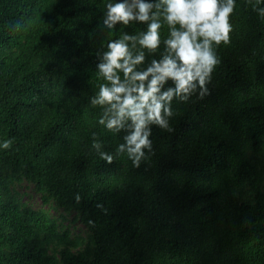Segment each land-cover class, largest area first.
<instances>
[{
  "label": "trees",
  "instance_id": "16d2710c",
  "mask_svg": "<svg viewBox=\"0 0 264 264\" xmlns=\"http://www.w3.org/2000/svg\"><path fill=\"white\" fill-rule=\"evenodd\" d=\"M110 2L125 0H0V264H264L257 0H235L230 43L215 49L220 63L207 94L198 88L188 101H172V131L149 126L152 150L138 168L127 154L108 164L92 147L95 134L115 156L128 134L127 125L107 130L104 110L91 104L107 44L147 30L137 21L109 30ZM143 2L153 4L150 17L161 14V45L144 50L137 72L167 54L169 36L160 0ZM171 87L169 80L160 95ZM23 181L45 205L73 214L82 233L64 225L66 216L24 201L16 190Z\"/></svg>",
  "mask_w": 264,
  "mask_h": 264
},
{
  "label": "clouds",
  "instance_id": "9594fccd",
  "mask_svg": "<svg viewBox=\"0 0 264 264\" xmlns=\"http://www.w3.org/2000/svg\"><path fill=\"white\" fill-rule=\"evenodd\" d=\"M258 3L259 0L252 4L253 10L264 18V7H258ZM160 5H163V20L169 29V36L163 42L167 54L159 62L153 60L152 66L144 72L134 69L144 62V50L156 53L160 48L161 14L153 13L150 17L153 4L143 0H132L131 5L126 0L106 5L103 23L109 30L116 25L126 27L133 21L147 24L146 32L139 36L123 34L110 41L104 62L99 65L104 83L91 100L93 106L104 110L99 123L113 133L128 126V134L115 156L100 150L102 145L94 134L92 147L108 164H112L115 157L127 154L133 166L140 167L145 150H152L149 126L172 131L168 120L173 115L172 101L186 102L198 88L201 97L207 94L206 84L220 63L215 49L230 43V17L235 0H160L155 7L159 10ZM137 44L143 51L134 56L132 49ZM169 80L174 87L160 95L161 86ZM11 144V140H5L2 147L9 149Z\"/></svg>",
  "mask_w": 264,
  "mask_h": 264
},
{
  "label": "rangeland",
  "instance_id": "374dc122",
  "mask_svg": "<svg viewBox=\"0 0 264 264\" xmlns=\"http://www.w3.org/2000/svg\"><path fill=\"white\" fill-rule=\"evenodd\" d=\"M16 190L22 194L23 200L34 208L44 207L48 209L54 216L59 217L61 220H63V217L66 216L67 218L63 220L64 225L70 226L73 233H82L83 225L80 222L74 220L75 218L73 214L66 213L62 208L56 207L54 203L45 205L40 195L35 193L31 183L23 181V183L17 186Z\"/></svg>",
  "mask_w": 264,
  "mask_h": 264
}]
</instances>
